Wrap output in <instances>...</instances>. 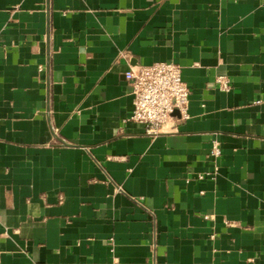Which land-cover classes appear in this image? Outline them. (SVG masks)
<instances>
[{
    "label": "crops",
    "instance_id": "crops-1",
    "mask_svg": "<svg viewBox=\"0 0 264 264\" xmlns=\"http://www.w3.org/2000/svg\"><path fill=\"white\" fill-rule=\"evenodd\" d=\"M159 60L190 101L149 135L126 71ZM114 255L264 264V0H0V264Z\"/></svg>",
    "mask_w": 264,
    "mask_h": 264
},
{
    "label": "built area",
    "instance_id": "built-area-1",
    "mask_svg": "<svg viewBox=\"0 0 264 264\" xmlns=\"http://www.w3.org/2000/svg\"><path fill=\"white\" fill-rule=\"evenodd\" d=\"M126 76L132 82L134 108L130 118L144 123L147 134L156 135L163 131L176 108L180 109L182 117L188 116L190 87L182 77L180 64L169 60L138 64L128 69ZM217 81L221 88L230 89L231 83L227 76L219 75ZM210 154L215 160V168L200 172V178H204L206 174L215 177L218 173L216 161L222 154L218 139L213 140ZM113 240L111 237V241ZM111 249L114 250L113 242ZM111 264H122V261L119 256L114 255Z\"/></svg>",
    "mask_w": 264,
    "mask_h": 264
}]
</instances>
